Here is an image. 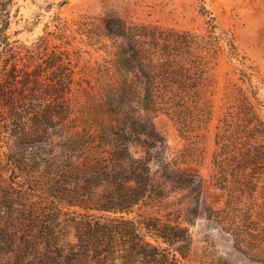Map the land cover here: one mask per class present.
Masks as SVG:
<instances>
[{
  "label": "trees",
  "instance_id": "1",
  "mask_svg": "<svg viewBox=\"0 0 264 264\" xmlns=\"http://www.w3.org/2000/svg\"><path fill=\"white\" fill-rule=\"evenodd\" d=\"M12 2L0 0L5 49ZM107 28L127 42L114 61L116 79L107 83L110 122L100 131L61 135L63 145L51 156L43 145L32 146L21 169L42 200L26 201L0 225V255L11 264H184L192 246L188 226L177 217L129 216L139 203L164 196L160 177L192 191L202 182L200 173L181 167L188 149L169 160L153 121L165 114L183 135L195 133L201 143L211 137L210 179L226 193L221 211L230 216L229 232L240 251L259 250L264 263V78L257 67L211 16L205 33L121 20ZM223 55L233 68L221 85L216 71ZM219 94L224 109L215 118ZM63 109L31 125L24 116L22 140L28 129L49 135Z\"/></svg>",
  "mask_w": 264,
  "mask_h": 264
},
{
  "label": "rangeland",
  "instance_id": "2",
  "mask_svg": "<svg viewBox=\"0 0 264 264\" xmlns=\"http://www.w3.org/2000/svg\"><path fill=\"white\" fill-rule=\"evenodd\" d=\"M9 9L10 48L0 41V225L19 214L26 201L42 200L21 169L30 163L25 156L32 146L43 145L51 156L63 145L61 135L100 131L110 122L107 83L116 79L114 61L127 42L108 30L109 21L205 33L211 16L233 34L240 53L264 78V0H13ZM232 68L223 55L216 71L221 85L232 77ZM222 105L219 94L215 118ZM62 108L67 113L49 135L28 129L30 139L22 140L24 116L31 125ZM153 121L167 141L169 160L176 150L188 149L189 162L181 167L200 173L202 182L192 191L160 177L164 196L139 203L129 216L177 217L188 226L192 246L184 264H264L259 250L240 251L229 232L230 216L221 211L226 193L210 179L211 137L201 143L195 133L183 135L169 115H155ZM8 258L0 255V264H11Z\"/></svg>",
  "mask_w": 264,
  "mask_h": 264
}]
</instances>
